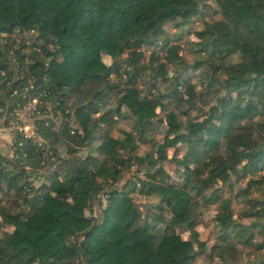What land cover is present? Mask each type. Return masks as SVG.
I'll use <instances>...</instances> for the list:
<instances>
[{"label": "trees", "instance_id": "obj_1", "mask_svg": "<svg viewBox=\"0 0 264 264\" xmlns=\"http://www.w3.org/2000/svg\"><path fill=\"white\" fill-rule=\"evenodd\" d=\"M170 23H201L194 63ZM3 32L63 116L0 150V264H264V0H0Z\"/></svg>", "mask_w": 264, "mask_h": 264}, {"label": "built area", "instance_id": "obj_2", "mask_svg": "<svg viewBox=\"0 0 264 264\" xmlns=\"http://www.w3.org/2000/svg\"><path fill=\"white\" fill-rule=\"evenodd\" d=\"M12 42L13 41L9 42L7 51H1L0 53V77H2L1 74L4 72L3 65L5 64V56H9L10 59L14 60L18 69L16 78L11 81L12 83H7L8 85L12 84L11 90L8 91V93L0 90V101L7 98H11L14 101L10 106L0 104V129H9L15 137L11 145H7V142L0 140V143L3 142L7 145V152L3 151V153H6V156L9 159L15 157L16 136L21 135L24 139L38 141L37 123L44 122L45 125L48 126L49 122L56 120L59 121L63 116V114L58 111L59 118L55 117L56 106L53 102L50 103L47 101L50 99V93L47 91L48 89L43 88L41 85H36L37 79L32 73V67H30V64L32 63V51L22 48L19 41L16 44H13ZM1 83L4 84L6 82ZM6 117L8 121L3 120ZM22 120L27 121V126L24 128H22ZM29 127L32 129L31 134L26 131ZM71 133L74 134V131ZM1 146L2 145H0V149ZM19 146H22V144L20 143ZM39 146L43 148V143L40 142ZM49 156H52L51 151H49ZM25 169L27 175H30L32 171L31 167H26ZM54 170L55 168H52L48 174L52 173Z\"/></svg>", "mask_w": 264, "mask_h": 264}, {"label": "rangeland", "instance_id": "obj_3", "mask_svg": "<svg viewBox=\"0 0 264 264\" xmlns=\"http://www.w3.org/2000/svg\"><path fill=\"white\" fill-rule=\"evenodd\" d=\"M209 21H211L210 18H209ZM201 29H202L201 23H195L189 27V33L190 34L188 35V33L186 31H183L181 29L177 30L175 25L172 23H170L166 26V32L168 33V35L170 37L173 38L176 35L181 36V40L178 42V45L181 47V55L184 58H186L189 61V63H194V61H195L196 56H195L193 50L196 48L197 43L200 41L199 33H200ZM8 34H11V35H8ZM9 36L16 38L17 34L15 32H13V33L3 32L0 34V53H1V51H7L8 45L10 42L9 38H8ZM192 37H195L196 39L193 40ZM18 41H20V40H18ZM4 62H5V64L3 65L4 72H3V74H1L2 77H0V90H3L5 93H8V91L11 90L12 84L8 85L7 83H12L11 81H13L16 78V75L18 74V69H17V66H16L14 60L10 59L9 56L4 57ZM171 70L173 71V69H171ZM170 71L166 72L167 76H169ZM1 82H6V83L3 84ZM209 98L210 97L203 96L201 104H200L201 107H203V105L205 104V101H207L206 99H209ZM3 104H5V102ZM5 105L10 106L8 104H5ZM193 115L197 116V113H194ZM3 120L8 121L7 117ZM160 120H161V121H159L160 125L164 126V113L161 115ZM26 122H27L26 120H22V122H21L22 128L27 126ZM61 123H62V120L57 122V126L60 129L62 127ZM73 127L75 130L76 126H73ZM130 128L131 127L129 125V121L121 120L119 122L118 127L114 129L113 134L116 138L120 137V130H126L127 131V130H130ZM70 129H71V131H73L72 126ZM161 138H162V136H159V139H161ZM0 145H2L1 149H0L1 152L2 153H3V151L7 152V151H5V148H7L6 143L2 142V143H0ZM58 148H60V151L62 153H64V149L61 146V144L58 145ZM146 151H148V148L145 147V148H142L140 153H142V152L145 153ZM170 153L173 154L172 151H170ZM81 155H84V156L87 155V151L82 150ZM63 156H64V154H63ZM242 184L246 185V182H243ZM258 196H259V194H258ZM255 198H257V197L255 196ZM241 209H242V206L238 202H235L234 203V211H235V214L237 216H239ZM216 211H217V206H215V205H211V206L207 205L206 206L204 203H202V205H200V207H198V211H197V213L199 214V217L197 219L198 224L196 226V230L199 232L200 239L202 241H205L207 243L208 247H211L215 243V241L217 240V233L214 231V223H213L214 217L216 215ZM97 212H98L97 208H94V214L95 215L97 214ZM242 222L244 224L250 223L249 220H245V219H243ZM201 227H203L205 229L203 232L199 231V229ZM0 231H2L1 224H0ZM180 232L182 233V230ZM185 235H188V234H185ZM257 240H261V239L258 237ZM243 254H244V256H242V259H241L239 264H248V263H252L254 261L253 257L246 256L247 251H244ZM262 258H264V253L262 254ZM262 261L264 262V259H262ZM193 264H218V262L217 261L216 262L210 261L209 251L207 250V252L204 253L203 255H201L200 257H198L193 262Z\"/></svg>", "mask_w": 264, "mask_h": 264}, {"label": "clouds", "instance_id": "obj_4", "mask_svg": "<svg viewBox=\"0 0 264 264\" xmlns=\"http://www.w3.org/2000/svg\"><path fill=\"white\" fill-rule=\"evenodd\" d=\"M192 39L195 40L196 38H195V37H192ZM104 55H106V54H104ZM102 60H103V63H104V64H107V65L111 66L112 59H111L110 57L107 58V59H105L104 56L102 55ZM174 75H175V73H173V72H169V76H170V77H171V76H174ZM157 111H159V109H157ZM100 115H103V112L99 113L98 116H97V118H98ZM26 131H27L29 134H31V133H32V129H31V127L27 128ZM14 138H15V137H14V134H12V133L10 132L9 129H0V140L7 142V145H11V144L13 143ZM5 151H7V148H5ZM174 151H175V149H172V152H174ZM170 154H171V153H170ZM140 155L143 156L144 153L142 152V153H140ZM245 163H246V162H245ZM240 167H243V164H241ZM31 180H32L33 184L36 185L37 187L39 186L40 183L43 182L41 179H38L37 176H33V177H31ZM82 191H83V192H87V189H82ZM94 203H95V204H99V209H98L99 211H103L105 205H104L101 201H99V200H97V201H93L91 198H89V197H85L84 200H83V203L81 204V207H83L85 204L88 205V208H85V214L88 213V211L91 209V207H92V205H93ZM204 230H205V229H204L203 227H201V228L199 229V231H201V232H203ZM183 239H184V240H187V239H188V235H185V236L183 237Z\"/></svg>", "mask_w": 264, "mask_h": 264}]
</instances>
